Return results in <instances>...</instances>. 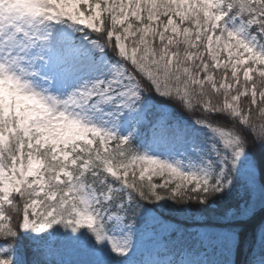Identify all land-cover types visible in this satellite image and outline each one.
I'll return each mask as SVG.
<instances>
[{"label":"snow or ice","instance_id":"obj_1","mask_svg":"<svg viewBox=\"0 0 264 264\" xmlns=\"http://www.w3.org/2000/svg\"><path fill=\"white\" fill-rule=\"evenodd\" d=\"M0 264H264V0H0Z\"/></svg>","mask_w":264,"mask_h":264},{"label":"trees","instance_id":"obj_2","mask_svg":"<svg viewBox=\"0 0 264 264\" xmlns=\"http://www.w3.org/2000/svg\"><path fill=\"white\" fill-rule=\"evenodd\" d=\"M161 211H164L165 215H169V213H167L165 210L161 209Z\"/></svg>","mask_w":264,"mask_h":264}]
</instances>
